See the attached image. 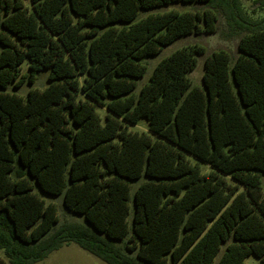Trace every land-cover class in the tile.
<instances>
[{"label":"trees","instance_id":"1","mask_svg":"<svg viewBox=\"0 0 264 264\" xmlns=\"http://www.w3.org/2000/svg\"><path fill=\"white\" fill-rule=\"evenodd\" d=\"M178 2L207 7L139 18ZM244 8L0 0V264H36L72 242L108 264H248L251 255L264 264V13ZM219 13L244 31L235 60L213 51L195 85L189 74L206 49L177 48L137 91L145 59L215 33ZM44 68L45 88L8 90ZM142 119L149 132L129 129ZM36 188L87 224L60 223Z\"/></svg>","mask_w":264,"mask_h":264},{"label":"rangeland","instance_id":"2","mask_svg":"<svg viewBox=\"0 0 264 264\" xmlns=\"http://www.w3.org/2000/svg\"><path fill=\"white\" fill-rule=\"evenodd\" d=\"M245 11L252 15L253 17H257L258 15H261L264 13V9L258 8V5H256L255 0H241ZM207 7L206 4H197V3H173L168 6H161L158 8H155L153 10L144 11L142 10L140 12L139 18L142 16H146L149 13L153 11H167L171 8L179 9V11H185V10H204ZM255 11V13H254ZM220 19L218 21L217 25V31L214 33H207L203 32L200 34L192 33L187 36H183L181 38H177L175 41H173L170 45L163 48V51L159 53L158 55L145 59V63L148 65V71L146 76L143 78L138 79V87L137 91L140 90L141 86H143L149 79V76H151L153 69L155 65L162 60V58H165L169 54H171L174 50L177 48H181L184 46H203L206 49V52L204 54L197 56V65L195 68L190 72V79L192 80L193 84L195 85H202V77L205 72L204 68V61L206 60L207 56L211 54L213 51H217L219 49H226L229 52H231V55L233 56V60H235L239 54L238 49V43H240L241 36L244 34V31L239 28L238 26H235L234 23L231 24L226 15L219 13ZM2 48V45L0 44V49ZM29 72L28 68V61H25L22 67V73ZM51 72V69L44 68L40 73L37 74L36 81L31 84L28 80L24 83V85L21 88H14L13 86L8 89L9 91H14L19 93V95L27 96L28 90H30L32 87L36 86V88H45L49 84L48 76ZM130 130L132 131H146L149 132V123L146 119L140 120L137 124H130ZM202 167L204 170H208L210 168L209 164L203 163ZM263 178V188H264V175H262ZM140 180H136L132 182V192L134 193L136 187L138 186ZM36 191L39 192L42 197L46 199L47 202H54L58 205L59 208V216H60V223L63 222H81L86 223L87 221L83 214L73 213L69 212L68 209L64 206L62 196L61 197H55L51 194L44 193L39 188H36ZM225 248V244L223 249ZM0 255L5 257L3 254V251L0 250ZM257 261V258L254 255H251L247 263L253 264ZM36 264H108L104 261H102L101 258L93 255L92 253L85 250V248L81 247L79 244L72 242L70 244H65L62 248L57 249L53 251L51 254H49L44 260L36 263Z\"/></svg>","mask_w":264,"mask_h":264}]
</instances>
